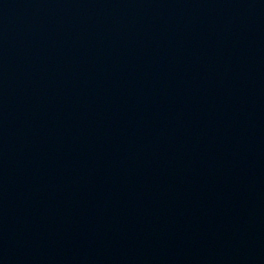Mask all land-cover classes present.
I'll return each mask as SVG.
<instances>
[{
  "label": "water",
  "instance_id": "95a60500",
  "mask_svg": "<svg viewBox=\"0 0 264 264\" xmlns=\"http://www.w3.org/2000/svg\"><path fill=\"white\" fill-rule=\"evenodd\" d=\"M0 264H264V0H0Z\"/></svg>",
  "mask_w": 264,
  "mask_h": 264
}]
</instances>
